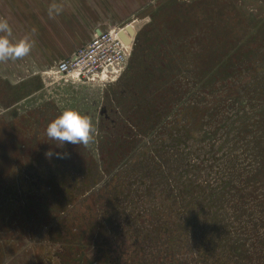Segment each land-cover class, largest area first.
I'll use <instances>...</instances> for the list:
<instances>
[{
	"label": "rangeland",
	"instance_id": "374dc122",
	"mask_svg": "<svg viewBox=\"0 0 264 264\" xmlns=\"http://www.w3.org/2000/svg\"><path fill=\"white\" fill-rule=\"evenodd\" d=\"M106 2L136 30L117 81L0 64V264H138L109 216L154 209L138 231L171 264H264V0ZM69 108L96 128L87 147L46 136Z\"/></svg>",
	"mask_w": 264,
	"mask_h": 264
},
{
	"label": "crops",
	"instance_id": "0c3cea01",
	"mask_svg": "<svg viewBox=\"0 0 264 264\" xmlns=\"http://www.w3.org/2000/svg\"><path fill=\"white\" fill-rule=\"evenodd\" d=\"M106 1L122 0H0V17L6 18L12 26L13 41L28 36L35 42L29 56L0 64L6 66L25 63L44 70L57 61L70 57L73 52L88 45L95 33L105 28L120 27L119 24L112 23L115 16L109 13L108 8L103 7L104 3H108ZM97 2H101V5L97 6ZM53 3L60 6L61 11L50 15L49 9ZM117 14L123 12L118 11ZM80 17H86V25L80 24ZM80 35L85 38L81 40Z\"/></svg>",
	"mask_w": 264,
	"mask_h": 264
},
{
	"label": "built area",
	"instance_id": "2783aa9c",
	"mask_svg": "<svg viewBox=\"0 0 264 264\" xmlns=\"http://www.w3.org/2000/svg\"><path fill=\"white\" fill-rule=\"evenodd\" d=\"M133 25V24H132ZM126 26L95 33L88 45L41 72L44 83L79 82L106 85L120 79L130 61L133 45L120 36Z\"/></svg>",
	"mask_w": 264,
	"mask_h": 264
},
{
	"label": "clouds",
	"instance_id": "9594fccd",
	"mask_svg": "<svg viewBox=\"0 0 264 264\" xmlns=\"http://www.w3.org/2000/svg\"><path fill=\"white\" fill-rule=\"evenodd\" d=\"M60 11L61 7L56 3L50 6V15ZM12 35V26L6 18L0 17V62L25 58L34 47L35 42L30 37L25 36L13 41ZM95 133L96 128L90 117L72 108L64 110L46 127V136L60 145L70 143L87 147L94 141ZM45 155L51 157L53 153L49 151Z\"/></svg>",
	"mask_w": 264,
	"mask_h": 264
},
{
	"label": "trees",
	"instance_id": "16d2710c",
	"mask_svg": "<svg viewBox=\"0 0 264 264\" xmlns=\"http://www.w3.org/2000/svg\"><path fill=\"white\" fill-rule=\"evenodd\" d=\"M3 196H4V194H3ZM181 196L183 197V199L185 201L184 193ZM177 199H178V197H177ZM2 204H4V201ZM164 207L168 208V206L165 203H164ZM6 210H7L6 207L4 208L3 205L0 206V218L1 219L2 218L4 219L5 217H7ZM162 210L154 209L151 211V213H149L148 210H146V211L132 210L131 211L132 213L131 214L128 213L126 216H124L123 220H121V217L115 219V216H113L114 218H112V215L109 216V221L107 223V227L109 229H112V228L116 229L118 235L128 236V242H129V244H131L129 252H131L132 254H134L136 256V257H133V260L138 264H171V260L170 261L167 260L168 257H170V256L164 257L163 254H165L166 256L170 255V253L173 250V247H172L173 244L169 245V243L166 242L167 245L165 244L166 247L164 248L163 252L160 250H156L155 247H159L160 239L158 237H156V239L153 237L145 238L142 235V233L139 232L140 230L138 229V228H143L144 225H146L147 221L149 222V224H151V226L156 227L157 225H156L155 219L158 218L157 216L160 214V212H162ZM108 214H110V212ZM142 214H144V215H142ZM167 219H171V215L166 216V221H167L166 224L169 225V220H167ZM180 223H181V221H178V224H177V227H179L180 229L177 228L175 230V232H179V231L181 232L180 226L182 224H180ZM3 224H1V225H3ZM107 230L105 229V234L107 233ZM164 231L165 230H163V229L160 230V232H162V233ZM209 231H210L209 235H214V234L218 233V231H214V229L213 230L210 229ZM156 232L159 233V231H156ZM90 233H91V231H90ZM211 237L212 236L208 237L207 233H203L201 236V241L203 243H207L211 239ZM198 248H199V250L197 249V252H198L197 255H199L198 257H200V259H202L203 257H205L207 255V254H205V252H207V249L203 248L201 245H199ZM159 252L161 254H159ZM164 258H167V259H164ZM215 259H216V257L214 258V260ZM228 263H229V261L227 262V261H225V259L224 260L220 259V260L213 261V263H211V264H228Z\"/></svg>",
	"mask_w": 264,
	"mask_h": 264
},
{
	"label": "water",
	"instance_id": "95a60500",
	"mask_svg": "<svg viewBox=\"0 0 264 264\" xmlns=\"http://www.w3.org/2000/svg\"><path fill=\"white\" fill-rule=\"evenodd\" d=\"M126 29H127V32H128L131 36H133V37L135 36V34H136V30L133 29V27H132L131 25H128V26L126 27ZM120 36L122 37V39L125 41L126 44H132L133 39L130 38V37H128V36L125 34V32H121V33H120Z\"/></svg>",
	"mask_w": 264,
	"mask_h": 264
}]
</instances>
